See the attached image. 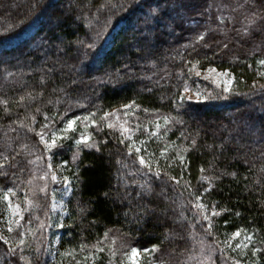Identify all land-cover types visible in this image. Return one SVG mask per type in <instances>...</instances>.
Returning <instances> with one entry per match:
<instances>
[{
    "label": "trees",
    "instance_id": "obj_1",
    "mask_svg": "<svg viewBox=\"0 0 264 264\" xmlns=\"http://www.w3.org/2000/svg\"><path fill=\"white\" fill-rule=\"evenodd\" d=\"M262 64L264 0H0V264H264ZM123 107L133 131L105 123Z\"/></svg>",
    "mask_w": 264,
    "mask_h": 264
},
{
    "label": "rangeland",
    "instance_id": "obj_2",
    "mask_svg": "<svg viewBox=\"0 0 264 264\" xmlns=\"http://www.w3.org/2000/svg\"><path fill=\"white\" fill-rule=\"evenodd\" d=\"M262 70H264V64H262L261 67ZM194 77L196 79H199L203 81L204 83H209L211 85H214L215 87L222 89L224 92H227L229 88L231 87L233 83V77L228 73V71L224 70H218L215 68H208L205 70H197L194 73ZM208 84V85H209ZM200 85L199 82L195 81V85L193 88H188L186 91V94L184 97L188 100H198L201 99L202 92H204L202 89L199 90L198 86ZM105 123L109 126L121 129V130H130L133 131L135 129V120L132 117V109L130 107H123L118 110H115L113 112H110L106 118ZM72 126L70 125L69 128ZM132 127V129H131ZM82 136V135H81ZM50 141H52L54 138L52 136L49 138ZM82 140H86L87 137H81ZM79 139V140H81ZM44 142L47 144L46 140ZM60 167L58 165H53L51 162L49 171L51 172V178L57 183L60 184V188L56 190L54 193V198L52 201V230L50 233V245L52 248L51 251V259H54L62 254L63 251H60L59 246V240L61 236V228L63 226L64 220L66 218V211H65V202L70 196L71 190H72V184L68 178H65L63 172L60 170ZM14 210L8 211L6 215H3L0 213V237H3L6 241L5 233L3 229H8L7 226L14 223L15 221H18L22 217V213L16 209V206L13 204ZM203 220H207L205 213L203 216ZM120 243V240H117L114 235L113 239H110L108 242V245L113 248L115 245H118ZM97 248V247H96ZM203 252H207L208 255L212 254V250L210 246L203 247ZM148 257L151 258V254H149L148 250H132L129 253L125 254L124 258L122 259V264H141L142 261L148 259ZM74 259L77 260V257L74 256ZM79 264V261H77ZM152 264V263H151ZM195 264H205L203 262H197ZM226 264V263H221Z\"/></svg>",
    "mask_w": 264,
    "mask_h": 264
}]
</instances>
